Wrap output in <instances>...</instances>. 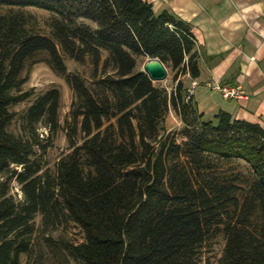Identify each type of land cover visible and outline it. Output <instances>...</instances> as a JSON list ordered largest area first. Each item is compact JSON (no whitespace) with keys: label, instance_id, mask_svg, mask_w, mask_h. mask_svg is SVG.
Returning <instances> with one entry per match:
<instances>
[{"label":"trees","instance_id":"16d2710c","mask_svg":"<svg viewBox=\"0 0 264 264\" xmlns=\"http://www.w3.org/2000/svg\"><path fill=\"white\" fill-rule=\"evenodd\" d=\"M0 6L11 10L0 15V264L34 256L37 216L43 233L68 223L80 229L77 244L44 237L77 264H200L202 247L219 235V264H264V127L224 111L204 119L179 79L199 76L189 24L169 11L156 15L144 0ZM28 8L52 15V37L30 26ZM61 52L80 64L90 58L106 74L88 87ZM41 56L73 92L70 152L53 173L43 170L38 127L50 135L60 129L59 90L38 95L19 116L20 133L9 131L11 108L32 96L21 89L23 73ZM138 58H157L174 72L172 92L137 70ZM170 108L177 131L164 127ZM13 181L21 201L11 195Z\"/></svg>","mask_w":264,"mask_h":264},{"label":"crops","instance_id":"0c3cea01","mask_svg":"<svg viewBox=\"0 0 264 264\" xmlns=\"http://www.w3.org/2000/svg\"><path fill=\"white\" fill-rule=\"evenodd\" d=\"M191 26L199 76L179 78L205 120L220 112L264 127V0H144ZM240 85L245 99H223L208 84ZM179 124L181 122L179 121Z\"/></svg>","mask_w":264,"mask_h":264},{"label":"rangeland","instance_id":"374dc122","mask_svg":"<svg viewBox=\"0 0 264 264\" xmlns=\"http://www.w3.org/2000/svg\"><path fill=\"white\" fill-rule=\"evenodd\" d=\"M16 11V9H14ZM10 8L0 6V15L10 13ZM24 12L27 15L33 17L32 24L35 32L52 37L51 35V14L47 11L28 8ZM61 54H63L61 52ZM106 57V53L102 54V58ZM43 56L39 57L37 63L29 65L23 76L26 78V82L22 86L23 92H31V98L23 103H20L11 108V112L15 114V120L9 127V131L14 134L20 133V119L19 116L27 109V107L34 101V99L50 90L57 89L61 95L60 109H59V120L60 129L53 135H50L44 125H39L38 133L40 138L43 139L42 144L47 146L44 153H41L40 159L44 167V171L48 170L53 173L56 169L58 161L70 152V143L66 136L65 122L69 118V113L71 110V104L73 102V92L67 85L65 80L56 75L48 64L42 61ZM63 60L69 71L75 72L80 75L86 82L88 87H92V84L101 79L106 72H103L102 68L99 67L97 71L93 67L90 58L85 59L83 64L76 63L69 59L63 54ZM145 59L138 58L136 60L137 70H142V66ZM168 76L165 81L156 82L154 86L165 89L168 93L172 92L175 87V73L170 69H167ZM107 73H112L111 70H107ZM180 76L179 78H181ZM179 118L172 108L165 118L164 127L166 131H177L181 128L179 124ZM76 141L80 144L82 141V136L78 135ZM236 171L242 172L244 175L248 172L246 168H236ZM11 195L16 201H21L23 196L20 191V186L13 181L11 183ZM36 224V234L35 237L38 240V246L36 247V252L34 256L28 259L26 256H22V264L27 261L29 264H77L70 260L67 256L62 253L54 254L50 249L44 245V237H51L55 240L67 241L70 243H80L83 240L82 233L80 229L73 223H68L67 225H62L52 229V231H45L43 233L41 216H37L35 219ZM225 245V239L222 235L216 238L208 240L201 249L200 253V264H219V260L222 257L223 249Z\"/></svg>","mask_w":264,"mask_h":264},{"label":"water","instance_id":"95a60500","mask_svg":"<svg viewBox=\"0 0 264 264\" xmlns=\"http://www.w3.org/2000/svg\"><path fill=\"white\" fill-rule=\"evenodd\" d=\"M142 72L145 73L153 83L165 81L168 76L165 65L157 58L145 59Z\"/></svg>","mask_w":264,"mask_h":264},{"label":"built area","instance_id":"2783aa9c","mask_svg":"<svg viewBox=\"0 0 264 264\" xmlns=\"http://www.w3.org/2000/svg\"><path fill=\"white\" fill-rule=\"evenodd\" d=\"M208 86L219 92L223 99H236V100H243L245 99V94L240 87V85H228L222 84L220 82H215L213 84H208Z\"/></svg>","mask_w":264,"mask_h":264}]
</instances>
